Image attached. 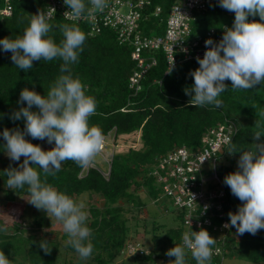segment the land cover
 <instances>
[{"label":"trees","instance_id":"16d2710c","mask_svg":"<svg viewBox=\"0 0 264 264\" xmlns=\"http://www.w3.org/2000/svg\"><path fill=\"white\" fill-rule=\"evenodd\" d=\"M176 2L177 0H154V7H161V13L150 22L149 31L154 30L155 35L163 33L165 21ZM4 4L5 1L0 0V8L4 7ZM11 4L12 15L0 19V39L5 37L14 39L22 35L31 17L39 11L45 12L49 0H13ZM234 19V12H229L219 5L212 6L196 15L193 36L204 35L211 28L223 26L231 28ZM248 20L260 22V17L249 16ZM49 22L54 27L48 35L57 44L63 39L58 27L62 24L74 25L86 35L83 51L79 55L78 63L71 66V74L73 78L80 79L86 95L95 98L97 107L95 114L89 118V125L100 128L104 136L114 133L116 141L120 135L139 134L143 143L140 148L131 147L125 154L114 155L108 178L100 171L91 169L81 179L80 173L83 168L71 160L62 163L61 170L55 177L47 176L38 169L42 182L52 185L77 202L85 193L91 196L98 195L97 197L104 201L102 208L91 205L90 215L87 216L86 226L91 229L92 255L82 260L71 246L66 245L65 248L77 257L76 264H83L85 261L90 264H112L124 254L130 243L136 244L134 239L137 233L131 232L129 219L125 213L129 211L128 205H134L138 208L139 217H143L145 203L138 194L141 189L148 192V197L155 204L167 201V204L172 206V202L167 199L157 202L163 191L157 188L156 177L152 173L161 157L181 147L190 150L201 148L204 134L228 121H234L239 128L232 143L244 150L251 147L252 136L258 130L255 124H260L264 129V82L250 90H233L231 81L226 80L228 89L218 97L222 101L221 107L216 108L213 105L195 107L189 104L191 97L185 94L184 89L194 84V79L189 73L199 67L197 60L182 63L170 72L164 57L158 54L157 65L149 71L142 81L141 90L136 93L129 87V79L135 69V64L131 60L132 49L119 44L113 30L103 29L99 34L91 36L90 25L86 22H68L61 15H57ZM10 57L11 53L4 52L0 47V192L8 194L6 200L13 202L18 196L30 197V194L27 186L16 190L6 186L7 177L4 170L9 166L19 168L24 158L21 157L17 162L4 157L6 152L3 146L6 141L2 132L5 128L24 129V120L10 119L14 111L22 106L27 107L26 102L22 105L18 103L20 92L27 88L42 96L46 95L50 86L61 75L60 67L63 61L60 59L33 61L32 68L24 71L17 68ZM31 110L39 111L35 106ZM25 139L41 146L45 151L51 149L44 147L48 143L46 139H33L27 135ZM260 142H264V137H261ZM228 147L229 145L224 148L225 156L229 155L226 152ZM241 154L236 152L229 155L232 157L231 164L220 167V175L227 194L228 205H225L227 215L230 211L236 212L238 206L242 204L224 183L226 175L238 170L236 160H239ZM30 166L36 167L31 163ZM177 215L181 225L167 230L160 238L161 243L181 245L184 233L183 216L179 212ZM49 222L46 218L34 219L31 234L25 236V229L19 225L14 233L8 234L5 222L0 219V251L4 252L11 264H55L60 243L37 236L41 228L51 226ZM159 227H153L155 248ZM233 230L234 236L230 243L223 246V255L212 256L210 264H222L225 258L234 254L250 263L264 264V229L258 230L255 235L247 232L239 235L235 227ZM63 238L68 239L66 234ZM43 240L47 241L48 248L51 249L50 254H45L39 247ZM133 258L163 259L168 262L175 259L156 252L149 254L146 250L143 255ZM17 259H21V262ZM186 264H196L190 253L186 257Z\"/></svg>","mask_w":264,"mask_h":264},{"label":"clouds","instance_id":"9594fccd","mask_svg":"<svg viewBox=\"0 0 264 264\" xmlns=\"http://www.w3.org/2000/svg\"><path fill=\"white\" fill-rule=\"evenodd\" d=\"M218 3L221 8L234 12L235 19L231 28H225L218 43L211 38L205 41L207 50L203 58L197 57L199 67L189 73L194 84L184 91L191 97L189 104L195 107H221L222 101L218 97L228 89L226 80L231 81L233 90H250L264 82V0H218ZM64 4L70 8L64 13L65 17L87 21L93 20L96 12H102L108 6L107 0H88L90 6L85 0H64ZM55 11L54 8L47 13L39 11L31 17L22 35L0 39V47L11 53V61L21 70L31 69L33 61H63L61 75L46 95L27 88L20 92L18 103L26 102L27 107L14 111L10 119L24 120L25 127L23 130L5 128L2 136L10 160L24 159L19 168L9 166L5 169L4 175L9 189L27 186L30 194L27 201L37 210H43L51 222L54 218L60 224L68 237L65 244L85 260L93 253L91 229L86 226L85 203L42 182L38 171L55 177L62 163L69 160L87 168L104 146L102 130L89 125V118L97 107L95 98L86 95L80 79L71 74V66L78 63L83 51L86 35L74 25L62 24L58 27L63 39L57 44L48 35L54 27L49 21ZM257 15L260 22H249V16ZM33 106L39 111H32ZM255 127L258 130L252 136L249 149L230 143L226 151L229 155L242 153L237 162L238 170L224 177L231 193L242 202L236 212L228 213L230 224L224 227H235L239 235L246 232L255 235L264 229V142H260L264 129L258 123ZM26 135L46 139L49 144L54 142V147L45 151L25 139ZM215 242L207 230H192L183 233L182 244L167 250L165 255L175 257L169 264H186L188 253L196 264H210ZM39 247L45 254H50L47 241H41ZM0 264H11L3 251H0Z\"/></svg>","mask_w":264,"mask_h":264},{"label":"built area","instance_id":"2783aa9c","mask_svg":"<svg viewBox=\"0 0 264 264\" xmlns=\"http://www.w3.org/2000/svg\"><path fill=\"white\" fill-rule=\"evenodd\" d=\"M4 1V7L0 8V19L10 17L13 12V0ZM107 3L108 6L102 12H96L91 21L65 17L64 13L70 11V8L64 4V0H49L44 13L54 8L56 11L51 20L61 15L68 22H86L90 25L91 36L99 34L103 29L113 30L119 44L132 49L131 60L135 69L130 76L129 87L136 93L141 90L142 81L149 71L157 65L158 54L164 57L170 71L172 65L174 69L182 63L197 60V57L203 58L207 50L205 41L211 38L218 43L225 28H230H211L204 35L193 36L196 15L219 5L218 0H177L169 12L161 35H155L154 30L149 31L150 22L161 13V7H154V0H107ZM85 4L90 6L88 0H85ZM238 132V125L234 121L219 124L204 134L201 148L174 149L159 159L152 173L156 177L157 188L163 191L157 202L162 199L172 202V207L183 216L184 233L203 228L215 238L212 256L223 255V246L230 243L234 236L233 227H224L230 221L225 209L227 194L218 162L224 159V148L233 142ZM115 140L114 133L104 136L103 149L96 158H104L107 149L105 141L114 144ZM111 160L107 161V172H102L93 161L89 167L82 169L80 178H84L91 169L100 171L108 178ZM127 251L131 257L144 254V248L137 243H130Z\"/></svg>","mask_w":264,"mask_h":264},{"label":"rangeland","instance_id":"374dc122","mask_svg":"<svg viewBox=\"0 0 264 264\" xmlns=\"http://www.w3.org/2000/svg\"><path fill=\"white\" fill-rule=\"evenodd\" d=\"M113 136V135H112ZM105 145L107 147L105 151L104 158H96L94 162L99 167V169L102 172H107L109 170V162L114 155L117 154H125L129 148L135 147L140 148L143 146V143L141 141V138L139 134L136 135H120L117 138V141H114V144L111 143V141H105ZM45 148H53V144L46 143ZM5 158H9L7 154L4 156ZM232 157L227 155L224 157V159H219L218 165H230L231 164ZM238 159L236 160V164L238 165ZM139 198L145 203V214L143 217H139V211L138 208H136L134 205L130 206L128 205L129 211L125 213V216L129 219V225L131 226V232L137 233L135 243L140 244L144 250H146L149 254L152 253H158L162 256H166L165 253L167 250L175 247L171 244L160 242V238H162L166 231L169 229H175L181 225L179 219L177 218V212L174 207L169 206L167 204V201H163L162 203H154L153 200H151L148 197V192L146 190H142L138 192ZM6 196L8 194L1 193L0 197L2 198L0 200V219H2L6 224V232L8 234H12L15 232V229L19 225L22 229H25L26 233L25 236H29L33 227L34 219L36 218H43V220L46 218L51 223V219L46 215V213L43 210H37L33 206H28L29 202L27 200L30 199V197H27L26 200L19 199V196L15 198V201H8L6 200ZM91 195L85 193L82 194L79 198V201H83L86 205L92 203L89 202V197ZM98 195H95L93 199V205L98 206L102 208L104 205V201L99 199L97 197ZM97 197V198H96ZM78 201V202H79ZM169 208V209H168ZM88 216L90 215V210L88 207H85L84 209ZM139 217V218H137ZM53 219V218H52ZM43 224H45L43 222ZM54 224V223H53ZM160 226L157 229V241H156V248L153 241V227ZM65 233L62 231V228L60 224L57 222L55 225H52L50 227H43L39 230L37 236L40 238H49L56 242L60 243V251L57 258V261L55 264H71L73 262L74 264L77 263V257L70 253L68 250H66V244L65 241L67 239H64ZM160 243V245L158 244ZM158 244V245H157ZM18 262H21V259H17ZM83 264H90L88 261H85ZM112 264H169L168 261H164L163 259H151V260H144V259H135L131 257L127 251L125 250L124 254L119 257L114 263ZM222 264H253L248 262L247 260L240 258L239 256H236L234 254L233 256H228L224 259Z\"/></svg>","mask_w":264,"mask_h":264},{"label":"crops","instance_id":"0c3cea01","mask_svg":"<svg viewBox=\"0 0 264 264\" xmlns=\"http://www.w3.org/2000/svg\"><path fill=\"white\" fill-rule=\"evenodd\" d=\"M92 198L94 199L95 197H94V196H90L88 200H89V202L92 203V205H93V199H92ZM96 198H97V197H96ZM19 199H21V200H26L27 197H19ZM79 199H80V198H78V201H79ZM103 205H104V204H103ZM28 206H33V205L29 203ZM33 207H35V206H33ZM86 207L90 208V204H87V203H86ZM52 222L54 223V224L51 223L52 225H55V223H57V221H56L54 218L52 219Z\"/></svg>","mask_w":264,"mask_h":264}]
</instances>
